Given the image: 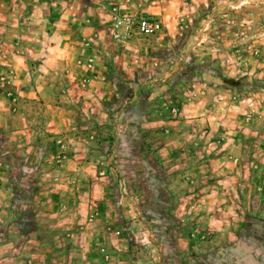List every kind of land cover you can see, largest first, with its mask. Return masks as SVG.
<instances>
[{
    "label": "rangeland",
    "instance_id": "1",
    "mask_svg": "<svg viewBox=\"0 0 264 264\" xmlns=\"http://www.w3.org/2000/svg\"><path fill=\"white\" fill-rule=\"evenodd\" d=\"M190 2L166 0L173 14L167 22L157 18L156 35L116 41L111 8L136 13L143 0H106L99 39L123 49L126 58L112 65L122 75L66 80L65 94L56 90L66 110L61 135L27 143L18 156L0 136V180L8 193L24 199L28 191L52 193L22 210L10 234L15 238L0 236V264H231L236 255L244 264H264V0H223V12L241 14L242 22L227 28L231 44L224 31L201 30V44L223 38L217 67L191 64L188 48L180 57L169 43L172 29L186 44L189 6L211 10ZM143 39L154 47L128 54L130 45L146 44ZM76 64L92 71L94 57ZM4 71L14 78L1 81L0 101L13 115L15 85L29 82L20 83L0 61ZM37 107L25 117L46 133L41 122L49 113ZM59 192L62 204L50 200ZM32 232L48 239L29 241ZM129 244L140 248L142 260H132Z\"/></svg>",
    "mask_w": 264,
    "mask_h": 264
},
{
    "label": "crops",
    "instance_id": "2",
    "mask_svg": "<svg viewBox=\"0 0 264 264\" xmlns=\"http://www.w3.org/2000/svg\"><path fill=\"white\" fill-rule=\"evenodd\" d=\"M172 1L174 2V0ZM190 1L205 2L211 10L209 12L202 10V8L189 6L188 16L191 23L187 25V30L191 34H187L186 44L179 43L180 35L177 31L173 30L172 32V29L171 42L169 41V43L174 47L176 46L177 54L180 57L183 50L188 48L191 64L208 63V65H215L216 67L223 65V62L220 61L222 56L220 54L223 53V38L222 42L221 39L216 40L215 37L213 40L201 44V40H198L197 36L203 29L212 32L216 30L218 35L222 36L224 31L231 44L234 39L230 38L232 35H229L227 28L242 22L238 20L241 14L237 12V15H234L229 11L223 12V0ZM191 2L190 5H192ZM165 3L166 0L155 2L143 0L142 8L134 12L149 17L155 15L156 18L154 17V19L159 18L165 21L167 15L173 14L168 5L164 6ZM229 3L232 4V2ZM104 5H106V0H0V61L12 68L15 78L20 80V83H24L25 80L29 82L28 85L26 83L20 86L15 85V91L19 97L15 114H6V108L0 101V136L3 137L2 140L6 148L12 145L11 149L12 151L15 149L16 156L22 153L23 145L43 143L42 137L49 141L54 137L53 134L59 133L61 135L62 130L66 129L64 123L66 120L64 116L66 114L65 107H62L61 104L58 106L56 102L58 99V91L56 90L59 89L61 93H64L61 86L62 84L65 85L66 80H79L90 75L97 80L99 79L98 73L122 75V72L117 71L112 65L115 66L116 63L118 64L126 58L123 49L120 46L118 48V45L113 42L104 43L99 39L103 31L99 17L104 10ZM257 12L263 14L261 10ZM89 35L94 39H90L89 45H83L82 39ZM143 41L146 44L130 45L128 54L131 50L146 53L154 47L149 39H143ZM90 56L94 57L95 67L92 71L87 72L83 65L76 64V60L80 59L82 63ZM179 60L180 58L177 57V61ZM109 65L115 69L113 72L106 69V66L108 68ZM221 73L223 75L222 69ZM56 81L58 82L56 83ZM97 85L98 83L94 86ZM209 90L211 93L218 91V89ZM77 94L79 95V93ZM81 94L89 96L91 93L89 90L85 93L80 92ZM29 99H33L35 102H31ZM61 99L62 95L59 96L58 102ZM39 100L43 101L40 105L38 104L40 103ZM37 106L41 107L44 114L49 113L46 121L41 122V128H44L46 133L39 134L37 131L40 130L37 127H30L32 120L25 117V112L29 111L30 108L35 111L39 108ZM21 109L24 112L20 113ZM24 128L26 130H23ZM9 131L11 133H8ZM26 138H31V140L27 141ZM24 152L27 153V150ZM8 189L7 184L0 180V236L4 235V238L10 239L15 238L10 234L13 233L14 227L24 217L22 210H25L29 204L31 207L32 205L36 206L37 201H44L42 198L47 199L52 193L48 191L43 196H37L36 191H28V197L24 199L22 196H11ZM64 195L62 192H59L58 197L53 194L50 200L56 198L60 200L61 198L60 204H62V196ZM50 200L48 201L50 202ZM26 201L28 204L24 206ZM33 224L35 225V223ZM37 236L48 239L46 236H40L37 232H32L28 240H34ZM19 238H23V236Z\"/></svg>",
    "mask_w": 264,
    "mask_h": 264
},
{
    "label": "built area",
    "instance_id": "3",
    "mask_svg": "<svg viewBox=\"0 0 264 264\" xmlns=\"http://www.w3.org/2000/svg\"><path fill=\"white\" fill-rule=\"evenodd\" d=\"M131 0H124L126 4H129ZM111 37L116 41H125L132 35H138L141 37H152L161 30V23L152 17L144 16L130 11H124L122 13L116 12V8L112 7L111 10ZM89 67V64L87 65ZM12 80L14 75L12 71H4V74H0V87L1 81ZM7 95H10L7 93Z\"/></svg>",
    "mask_w": 264,
    "mask_h": 264
},
{
    "label": "trees",
    "instance_id": "4",
    "mask_svg": "<svg viewBox=\"0 0 264 264\" xmlns=\"http://www.w3.org/2000/svg\"><path fill=\"white\" fill-rule=\"evenodd\" d=\"M249 229H252V228H249ZM250 238L253 240V241L251 240L252 241L251 242V244H252L251 246H252V248L254 250H256L258 244H255L254 241L256 239L258 240V236L256 234H253ZM235 251H236V249H235ZM139 252H140V248L139 247L135 248L134 246H132L131 244H129V253H130V255L132 257V260L134 262H139L140 260H142L141 257H140ZM246 254L249 255L250 259H252L254 256H256V255H253L252 253H249L248 251L246 252ZM250 254H252V255H250ZM240 258H241V256H239V255L233 256V257H231L229 263L235 264L237 261H239L241 264H244L245 262L243 260L240 261L241 260Z\"/></svg>",
    "mask_w": 264,
    "mask_h": 264
}]
</instances>
